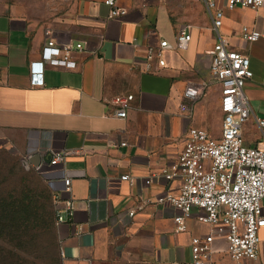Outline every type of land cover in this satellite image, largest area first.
I'll return each instance as SVG.
<instances>
[{
	"label": "crops",
	"instance_id": "obj_1",
	"mask_svg": "<svg viewBox=\"0 0 264 264\" xmlns=\"http://www.w3.org/2000/svg\"><path fill=\"white\" fill-rule=\"evenodd\" d=\"M119 3L125 14L110 16L104 0H0V140L25 158L74 150L61 164L41 162L54 219L63 208L54 202L56 191L76 206L73 222L55 223L61 264H194L191 237L211 224L195 209L188 229L177 230L178 210L157 198L177 190L180 180L146 179L177 159L191 126L221 133V85L210 71L219 32L251 58L254 75L245 85L251 115L243 135L249 145L261 143L264 36L248 40L241 31L249 25L264 32V9L229 8L219 0L224 17L217 30L203 0ZM183 26L192 34L188 46L168 48L165 65L154 60L145 70L147 45L162 37L175 43ZM50 38L82 43L74 51L76 67L43 59ZM33 72L43 73V83L34 84ZM205 79L210 83L191 111L182 110L186 86ZM118 93L134 94L125 117L111 102ZM64 176L72 178L70 192L63 190ZM260 237L259 258L245 264H264V227ZM215 247L214 264H231L226 240L217 238Z\"/></svg>",
	"mask_w": 264,
	"mask_h": 264
},
{
	"label": "built area",
	"instance_id": "obj_2",
	"mask_svg": "<svg viewBox=\"0 0 264 264\" xmlns=\"http://www.w3.org/2000/svg\"><path fill=\"white\" fill-rule=\"evenodd\" d=\"M203 1L212 16L214 28L219 30L223 23L224 8L219 0ZM104 2L110 6V16L125 14L126 9L120 5L119 0ZM225 2L229 8L241 5L264 9V0ZM241 33L248 40H257L264 36L263 31L249 25H244ZM175 37V43L162 37L158 44L147 45L145 70L153 68L154 60L160 66L165 65L166 50L173 47L186 48L192 34L187 26H183ZM82 46L81 42H58L50 38L43 46L42 57L53 65L74 68L77 66L74 51ZM210 53V71L214 80L221 85V133L214 136L205 128L191 126L177 159L153 173L146 181L151 182L154 175L168 180H180L177 190L169 189L157 198L160 202L172 204L178 210L174 217L177 230L188 229V219L195 209L200 210L197 215L199 220L211 224L209 232L191 237L194 264H214L213 256L217 250L215 243L220 237L226 240L231 264H245L247 259L259 258L260 229L264 227V116L257 117V123L263 132L261 143L247 144L243 126L251 115V105L245 91L246 83L254 75L251 58L247 53L234 48L220 32ZM42 74L33 72L34 84L43 83ZM209 83L205 79L199 83L188 84L183 92L184 102L181 109L190 112L192 103L201 96ZM133 99V93H118L111 98L118 116H127ZM72 152L74 150H53L50 164L55 166L63 163ZM31 155H27L26 159ZM35 168L43 172L42 163L35 165ZM121 178L134 180L129 174H124ZM63 181V190L70 192L72 178L64 176ZM53 198L56 205L63 203V208L56 209V225L73 222L76 213L73 198L64 197L60 191H56ZM128 214L133 216L135 210H129Z\"/></svg>",
	"mask_w": 264,
	"mask_h": 264
},
{
	"label": "rangeland",
	"instance_id": "obj_3",
	"mask_svg": "<svg viewBox=\"0 0 264 264\" xmlns=\"http://www.w3.org/2000/svg\"><path fill=\"white\" fill-rule=\"evenodd\" d=\"M21 202L29 204L27 227L14 235L0 226V264H61L50 188L25 157L0 140V213Z\"/></svg>",
	"mask_w": 264,
	"mask_h": 264
},
{
	"label": "trees",
	"instance_id": "obj_4",
	"mask_svg": "<svg viewBox=\"0 0 264 264\" xmlns=\"http://www.w3.org/2000/svg\"><path fill=\"white\" fill-rule=\"evenodd\" d=\"M28 210L29 204H26V202H21L14 208L5 206L0 213V226H3L5 229H10L14 235L22 231V229L27 227V218L25 214L28 213ZM31 210H35L34 207L31 208L30 211ZM53 220L55 222L54 216Z\"/></svg>",
	"mask_w": 264,
	"mask_h": 264
},
{
	"label": "water",
	"instance_id": "obj_5",
	"mask_svg": "<svg viewBox=\"0 0 264 264\" xmlns=\"http://www.w3.org/2000/svg\"><path fill=\"white\" fill-rule=\"evenodd\" d=\"M29 161L32 162L34 165H38L40 164L42 161H50V156L47 157H43L38 154V153H34L29 157Z\"/></svg>",
	"mask_w": 264,
	"mask_h": 264
}]
</instances>
